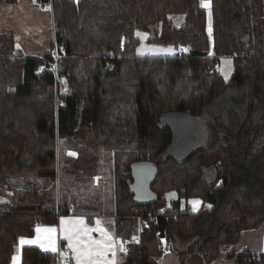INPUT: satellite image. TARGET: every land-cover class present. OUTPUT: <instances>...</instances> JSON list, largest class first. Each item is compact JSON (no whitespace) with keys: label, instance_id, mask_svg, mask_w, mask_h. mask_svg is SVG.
I'll return each mask as SVG.
<instances>
[{"label":"trees","instance_id":"16d2710c","mask_svg":"<svg viewBox=\"0 0 264 264\" xmlns=\"http://www.w3.org/2000/svg\"><path fill=\"white\" fill-rule=\"evenodd\" d=\"M49 1L54 51L43 58L24 56L13 34L0 30V187L21 178L28 191L0 211V264L10 263L17 238L32 236L35 224L58 222L33 180L93 176L108 154L116 235L135 233L138 215L155 216L123 264H159L163 237L171 248L174 239L191 240L179 264L190 252L210 264H264V252L221 255L223 245L264 220V0H211V36L201 0H36L43 8ZM172 16L183 17L177 30L169 27ZM137 30L190 49L136 56ZM223 56L234 65L227 81L213 70ZM245 89L243 104L232 95L237 103L215 117L222 138L181 146L168 119L198 129L207 107ZM140 161L157 167L150 186L156 201L148 206L132 202L130 165ZM170 191L177 200L167 206ZM180 198L211 207L192 212ZM20 264H57V256L24 247Z\"/></svg>","mask_w":264,"mask_h":264},{"label":"crops","instance_id":"0c3cea01","mask_svg":"<svg viewBox=\"0 0 264 264\" xmlns=\"http://www.w3.org/2000/svg\"><path fill=\"white\" fill-rule=\"evenodd\" d=\"M0 30L8 31L13 34L15 45L19 44L18 49L21 50L24 56L43 58L48 55L51 51V46L54 43V30H53V19L51 10H45L39 5L36 0H16L14 3H0ZM189 47V46H188ZM181 48V47H180ZM190 48V47H189ZM113 170V166H112ZM92 183L95 185H105L104 180L99 175H93ZM42 182L44 180H41ZM17 183L16 185H10L11 183ZM34 182V180H33ZM21 183H25V180H19L18 178L10 179L7 184L0 187V211H4L7 206H10L13 202V189L9 186H13L15 190L21 189ZM22 185V184H21ZM34 184H31L33 186ZM30 186V187H31ZM50 187V186H49ZM48 188V187H46ZM45 189L44 187L39 188ZM12 190V191H11ZM113 196H114V180H113ZM114 198V197H113ZM114 202V200H113ZM67 213H62L64 207L57 206L55 214L58 218L56 224H35L34 233L32 236H20L27 239H34L37 237L36 228H41L40 243L23 245L19 243L17 238L16 244L13 248V254L9 264L13 262V257H20L21 262V251L24 247H35L42 252H48L58 255L60 247H69V240L67 239L65 228L71 227L72 225H79L80 221H83L81 227H87L89 229H96L98 227L97 221H99V227L104 228L112 237L117 241L116 230L112 225L103 223L101 218L113 217L115 219V208L114 214L107 215L105 212L102 214L100 211L95 210L93 207L80 208V204L75 205L71 201H68V205L64 203ZM63 205V206H64ZM87 206V205H86ZM91 218V220H90ZM62 220L64 221L62 225ZM54 227L56 231L54 233H46L43 231L45 228ZM91 236L93 239H100V233L92 231ZM49 237L55 241V251L50 246ZM173 246H176L178 250L172 248L162 252L160 258H158L159 264H179L178 252L186 251L188 246L184 241L174 239ZM178 251V252H177ZM245 251V252H264V220L254 229L244 230L241 233V237L237 243L226 244L221 247V255L224 256L227 253ZM74 255V253L72 252ZM127 252L119 251V247L116 249V264H123V260L126 257ZM75 258V255H74ZM108 259H112L111 252L108 254ZM76 264V259L75 263ZM183 264H210L207 263L202 255L198 252H190L183 258Z\"/></svg>","mask_w":264,"mask_h":264},{"label":"rangeland","instance_id":"374dc122","mask_svg":"<svg viewBox=\"0 0 264 264\" xmlns=\"http://www.w3.org/2000/svg\"><path fill=\"white\" fill-rule=\"evenodd\" d=\"M204 8V7H203ZM207 12V31L209 28V10L207 8H204ZM182 16H172L173 23L175 25H179L182 21ZM137 32L144 34L146 33L145 36H138ZM135 36L138 38V44L135 47V55L139 57H172L175 56L178 53V50L180 49L181 46H176L174 44H161L152 41L151 34L147 31L144 30H137L135 31ZM171 48L173 49L172 51H158L157 49H168ZM221 58H230L232 63H231V69L230 71L227 72L228 78L225 79V74L221 71V69L224 67L222 64V59ZM219 65V74L222 76L224 80H229L233 74L234 71V65H233V60L231 56H223L219 58L218 61ZM50 66H54V62L50 63ZM60 83V81L58 82ZM60 93L64 94L66 91L65 88V82L62 81L60 84H58ZM246 89L243 90L242 92H229V94L225 95L222 101L218 102L216 105L213 107H207L204 110L203 117L199 119V128L194 129L192 125H190L189 121H184L182 124V127L180 131L178 132V136L181 137L182 147L188 146L191 143H194L196 146L199 147H206L209 145L210 142L214 140H219L222 138L223 133L219 131L216 127V116H218L220 113L223 114V112L226 110V108L229 107L230 103H237L240 102L243 104L244 103V97L245 96ZM232 93V94H231ZM232 95H236V101L233 102L230 101V97ZM220 100V99H218ZM232 105V104H231ZM230 105V106H231ZM211 106V105H210ZM244 106V105H243ZM244 113V112H243ZM168 122L170 123V126L172 127L173 131H176L177 128H175L174 123H177L176 118H170L168 119ZM179 139V137H178ZM72 151H67V154ZM68 156H71L68 154ZM109 154L105 155L104 157H101L98 166L96 167L95 174L94 175H99L103 178L105 185H95L92 183V179L94 176H82L78 179H73L70 177H65L61 176L59 181L55 182V184L50 185L48 180H44L43 182L40 180L38 183L35 181L32 183H36L33 186H37L39 190V194L41 195V198L44 202V206L46 209H50L51 211H54L57 207V205H68V201H71L75 205L80 204V208H88V207H93L95 210L100 211L102 214L105 212L107 215H112L114 214V196H113V170H112V163H111V158H109ZM15 179V178H12ZM19 180H25L18 178ZM7 184V183H6ZM16 185L17 183L13 182L10 185ZM22 184V185H21ZM19 184L21 189L15 190L13 186H9L11 189H13V195L17 194V196L22 195L24 193H27V184L26 183H21ZM31 184V183H30ZM31 186V185H30ZM31 186V187H33ZM45 189H39L41 187H44ZM50 186V187H49ZM48 187V188H46ZM12 191V190H11ZM174 191H170L165 193L164 197L166 199V205L168 206L170 204L171 200H177V197H169V193H173ZM175 193V192H174ZM191 200H200L198 198H180V207L184 209L186 206L190 209V211H193V205L189 203ZM202 202V200H200ZM87 205V206H86ZM210 205L209 203H201L198 206V210L203 207L206 209H209L207 207ZM197 211V210H196ZM260 217V214L257 215ZM256 218H251L248 220L249 223L254 221ZM91 220V218H90ZM101 221L103 223H108L109 225H112L114 223L113 217H103L101 218ZM184 242L187 245H190L191 240H184ZM173 249L178 250L176 246H173ZM178 252V251H177ZM11 264H14L12 262ZM16 264H20V257L18 256V260L16 261Z\"/></svg>","mask_w":264,"mask_h":264},{"label":"snow or ice","instance_id":"6c2138e0","mask_svg":"<svg viewBox=\"0 0 264 264\" xmlns=\"http://www.w3.org/2000/svg\"><path fill=\"white\" fill-rule=\"evenodd\" d=\"M201 6L207 8L209 10V36H211L212 28H211V0H201ZM138 36H145L146 33L141 34L137 32ZM17 48L20 47L19 44L16 45ZM158 51H172L173 49H157ZM183 51H188L187 48H182ZM55 55V54H54ZM209 55H213L212 52H209ZM222 64L224 67L221 71L225 74V79L228 78L227 72L231 69V59L230 58H221ZM71 156H75V152L68 153ZM168 196L175 197L176 193H169ZM193 205V211L198 210V206L202 203L200 200H191L189 201ZM207 207H211L208 205ZM163 211V209H161ZM64 221L62 220V225ZM99 221H97L98 227L96 229H89L86 226L81 227L79 225H83V221L79 222V225H72L71 227L65 228L64 231L66 233L67 239L69 240V248L75 255L76 264H116L115 257H116V249L117 246L119 247V251L127 252V249L124 247L123 242L116 241L110 233H108L104 228L99 227ZM46 233H54L56 229L54 227H49L43 229ZM92 231H97L100 233V239H93L91 236ZM37 237L34 239H27L25 237L19 238V243L21 246L23 245H31L40 243V236L39 233L41 232V228L38 226L36 228ZM133 240H137L136 237H133ZM50 246L53 251H55V241L49 237ZM138 242V241H137ZM162 243H166V241H161ZM111 252L112 259H108V254ZM18 257H13V262L16 264Z\"/></svg>","mask_w":264,"mask_h":264},{"label":"water","instance_id":"95a60500","mask_svg":"<svg viewBox=\"0 0 264 264\" xmlns=\"http://www.w3.org/2000/svg\"><path fill=\"white\" fill-rule=\"evenodd\" d=\"M169 27L173 30L179 29L174 23ZM153 39V35L151 34ZM175 128H181V124L174 123ZM176 139L174 140L175 143ZM157 175V167L149 162L140 161L130 165V176L132 183L130 185L132 193V202L138 206L152 205L156 201V195L151 191L150 186Z\"/></svg>","mask_w":264,"mask_h":264},{"label":"built area","instance_id":"2783aa9c","mask_svg":"<svg viewBox=\"0 0 264 264\" xmlns=\"http://www.w3.org/2000/svg\"><path fill=\"white\" fill-rule=\"evenodd\" d=\"M45 10H51V2L49 1L45 7ZM121 47H123V44L121 45ZM182 48H187L189 51V47L188 46H182L179 50H178V54H182V53H186L188 51H183ZM213 70L215 72H219V65L218 63H216L214 65ZM138 219V226H137V231L135 233H133L130 237L128 238H118V242H123L124 247L127 249H129V244L131 243H136L137 241L139 242V237L140 234L143 232L144 230V224H146V220L148 221H154L155 222V216H151L149 215L148 219L141 217L140 215L137 216ZM133 237H136L137 240H133ZM163 241H166V243H162L161 242V248L163 250H168L171 248L172 244L170 241H168L166 238H162ZM161 240V241H162ZM75 263V258L74 255L72 254V250L67 247V246H63L60 247L58 255H57V264H74Z\"/></svg>","mask_w":264,"mask_h":264}]
</instances>
